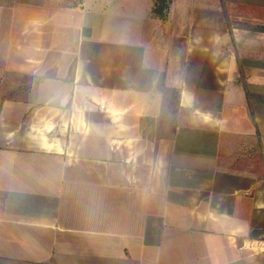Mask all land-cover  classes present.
<instances>
[{
  "label": "crops",
  "instance_id": "0c3cea01",
  "mask_svg": "<svg viewBox=\"0 0 264 264\" xmlns=\"http://www.w3.org/2000/svg\"><path fill=\"white\" fill-rule=\"evenodd\" d=\"M98 2L0 0V264H264V0Z\"/></svg>",
  "mask_w": 264,
  "mask_h": 264
},
{
  "label": "rangeland",
  "instance_id": "374dc122",
  "mask_svg": "<svg viewBox=\"0 0 264 264\" xmlns=\"http://www.w3.org/2000/svg\"><path fill=\"white\" fill-rule=\"evenodd\" d=\"M97 1H99L98 2L99 4H102L104 0H97ZM169 2H170V0H158V2H157V9L159 10V12L161 14H165ZM3 115L5 117V114H3ZM3 129H6V127H3ZM3 129H1V130H3Z\"/></svg>",
  "mask_w": 264,
  "mask_h": 264
},
{
  "label": "trees",
  "instance_id": "16d2710c",
  "mask_svg": "<svg viewBox=\"0 0 264 264\" xmlns=\"http://www.w3.org/2000/svg\"><path fill=\"white\" fill-rule=\"evenodd\" d=\"M157 2H158V0H157ZM159 11V10H158ZM173 92H174V94L176 93L177 94V92L175 91V90H173Z\"/></svg>",
  "mask_w": 264,
  "mask_h": 264
}]
</instances>
